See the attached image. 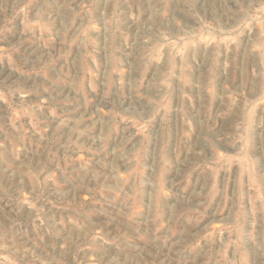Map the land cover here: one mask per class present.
Listing matches in <instances>:
<instances>
[{
  "label": "rangeland",
  "instance_id": "rangeland-1",
  "mask_svg": "<svg viewBox=\"0 0 264 264\" xmlns=\"http://www.w3.org/2000/svg\"><path fill=\"white\" fill-rule=\"evenodd\" d=\"M0 264H264V0H0Z\"/></svg>",
  "mask_w": 264,
  "mask_h": 264
}]
</instances>
